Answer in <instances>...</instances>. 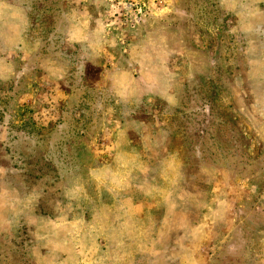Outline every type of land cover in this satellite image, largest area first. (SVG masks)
Listing matches in <instances>:
<instances>
[{
  "label": "rangeland",
  "instance_id": "1",
  "mask_svg": "<svg viewBox=\"0 0 264 264\" xmlns=\"http://www.w3.org/2000/svg\"><path fill=\"white\" fill-rule=\"evenodd\" d=\"M0 264H264V0H0Z\"/></svg>",
  "mask_w": 264,
  "mask_h": 264
}]
</instances>
